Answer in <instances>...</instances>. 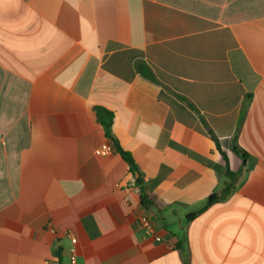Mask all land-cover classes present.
Wrapping results in <instances>:
<instances>
[{"label": "crops", "instance_id": "crops-1", "mask_svg": "<svg viewBox=\"0 0 264 264\" xmlns=\"http://www.w3.org/2000/svg\"><path fill=\"white\" fill-rule=\"evenodd\" d=\"M206 125L248 172L189 220L227 172ZM69 235L78 264H264V0H0V264H69Z\"/></svg>", "mask_w": 264, "mask_h": 264}, {"label": "trees", "instance_id": "trees-1", "mask_svg": "<svg viewBox=\"0 0 264 264\" xmlns=\"http://www.w3.org/2000/svg\"><path fill=\"white\" fill-rule=\"evenodd\" d=\"M138 71L142 73L144 76L148 77L152 81H156L153 74L148 70L147 67L144 65H138L137 67ZM96 114L98 117V120L100 121L101 125L104 128L106 137L110 140L112 144V148L114 151L124 159L130 166V171L133 174L138 173V169L134 163V160L130 153L125 151L117 139L114 137L112 133V124H113V113L110 111L101 108L96 107ZM207 131L209 135L211 136L212 140L215 142L216 147L220 154L223 156L224 161L226 162L227 172L224 176V179L220 186L207 198L205 203L202 205L200 209H198L195 213L189 216V220H192L194 217H196L197 214L203 212L210 206L217 204L225 199H227L230 195H232L237 188L242 185V183L245 180L246 174L248 172V160H249V154L242 149L237 142V136H234L231 143V150L232 152L241 160V168L237 172H233L230 170V163L227 154L223 151L221 144L217 137L214 135V133L211 131V129L206 125ZM137 183L140 186L141 189V201L142 204L145 207H151L153 203L150 201L149 194L146 190V187L144 186V181L141 176L138 177Z\"/></svg>", "mask_w": 264, "mask_h": 264}, {"label": "built area", "instance_id": "built-area-1", "mask_svg": "<svg viewBox=\"0 0 264 264\" xmlns=\"http://www.w3.org/2000/svg\"><path fill=\"white\" fill-rule=\"evenodd\" d=\"M110 151L107 145L102 146L98 150H96V154L102 155L106 152ZM137 227L139 230L143 231L147 236L155 235V226L153 221L147 217L142 216L140 217L137 222ZM53 234H56V230L54 228H50ZM71 240V247H70V255H69V264H78V250H77V239L76 237L69 235ZM156 241H161L159 237L155 238ZM51 264V263H48Z\"/></svg>", "mask_w": 264, "mask_h": 264}, {"label": "water", "instance_id": "water-1", "mask_svg": "<svg viewBox=\"0 0 264 264\" xmlns=\"http://www.w3.org/2000/svg\"><path fill=\"white\" fill-rule=\"evenodd\" d=\"M136 176H138V174H136Z\"/></svg>", "mask_w": 264, "mask_h": 264}]
</instances>
